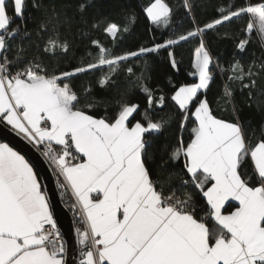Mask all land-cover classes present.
Here are the masks:
<instances>
[{"label":"snow or ice","instance_id":"snow-or-ice-1","mask_svg":"<svg viewBox=\"0 0 264 264\" xmlns=\"http://www.w3.org/2000/svg\"><path fill=\"white\" fill-rule=\"evenodd\" d=\"M91 6V0H81L77 16L69 14L67 0H31L30 8L40 13L34 31L43 44L37 43L36 53L28 57L27 48L13 51L7 42L21 30L31 39L28 0H0V122L41 150L54 165L57 180L62 177V186L74 194L86 225L78 230L84 246L81 264H264V123L256 136L240 118L230 86L238 83L241 94L246 93L245 106H255L264 116V59L248 64L237 60L228 69L215 65L221 74L231 73L217 100L224 110L231 108V120L218 117L208 99L213 58L203 38L192 62L191 75L198 82L181 84L171 96L176 114L156 119L149 114L165 98L154 97L144 73L136 77L147 94L144 122L133 123L140 106L128 102L126 93L115 99L109 116L112 100L97 97L90 84L78 91L75 83L80 75L107 66L108 73L98 81L107 90L131 58L202 37L233 20L246 18L245 36L236 44L239 51L254 38L264 48V0H229L217 8L218 18L202 27L192 14L194 4L184 0L193 28L163 44L114 55L92 40L99 49L93 60L65 63L63 70L45 63L46 56H71L68 34L89 24ZM142 11L157 27L172 24L166 0H150ZM16 19L21 24L13 29ZM96 19L91 27L103 25L113 41L129 30L127 24ZM125 19L135 24L136 14L127 13ZM168 56L175 68L173 52ZM126 71L135 75L132 67ZM101 107L105 115L95 113ZM177 120L176 144L158 146L157 137ZM54 230L50 201L33 165L0 143V264H65L64 245L57 243L59 232Z\"/></svg>","mask_w":264,"mask_h":264},{"label":"trees","instance_id":"trees-1","mask_svg":"<svg viewBox=\"0 0 264 264\" xmlns=\"http://www.w3.org/2000/svg\"><path fill=\"white\" fill-rule=\"evenodd\" d=\"M57 3L61 0H56ZM72 5L70 15L76 14V5L81 0H67ZM150 0H91L93 6L89 7L86 17L89 24L86 26L73 27L68 34V39L73 44L72 54L69 57L63 56H46L45 63L49 66H59L61 70L64 69L65 63L75 65L81 58L86 60H93L99 49L92 44V40H97L106 48L111 49L114 55H121L127 51H138L140 47H154L156 44H163L169 38H176L179 34L186 33L193 28L192 16L189 15L188 10L184 7V0H166L172 8V24L169 27H157L153 25L143 13V6L147 5ZM194 4L192 14L196 18V23L201 27L218 18L219 13L217 8L221 5H226L229 0H191ZM235 3H242L243 0H234ZM29 12L26 22L27 31L31 33V39L26 36L23 30L16 35L14 40L7 41L12 45V50L19 48H27V56L31 57L36 53L35 45L37 43L43 44V41L37 39L35 28L40 20V13L30 8L31 0H28ZM134 12L136 14L135 24H128L125 16L127 13ZM9 14L12 15L11 10ZM104 19L109 22H115L122 27L127 24L128 31L121 32L115 41L103 31V25L99 28H92L91 24L98 22L96 18ZM21 21L16 19L11 25L14 29L20 25ZM246 26V18L241 20H233L231 23L218 26L215 30H208L202 37L198 36L190 38L188 41H182L178 45L170 46L169 48L158 49L156 52L147 53L140 58H131L124 62L123 67L118 74L113 76L116 81L115 86L109 87L107 90L101 88L98 81L108 73L107 66L102 69L94 70L90 74L80 75L75 83L78 86L77 90L81 91L80 86H92L93 92L97 97H106L113 101V106L109 107L107 114L111 116L115 111L114 101L119 98L121 93H126L124 97L130 103L138 104L139 111L135 114V120L144 122V113L148 109L147 94L143 92L136 85V77L144 73L146 79L145 85L150 88L154 97L158 99L161 95L164 96L165 101L162 106L157 107L155 104L151 109H148L149 114L154 119L160 116L167 117L169 114H176L178 112L177 106L171 100L176 87L181 84L197 82V78L191 75L194 71L192 62L194 58L195 49L199 46L201 38L204 39L205 45L208 48L210 55L213 58L214 82L210 85V90L207 92L208 99L213 107L215 114L226 120L233 119L231 108L227 110L223 108V101L217 104L218 98L222 97L225 84H230L227 77L231 75L229 71L221 74L220 70L215 67L216 64L221 65L224 69H228L229 65L239 60L242 64H248L253 60L259 62L264 59V48L258 39H253L245 48L243 52L239 51L236 44L240 39L244 38L245 33L241 31ZM228 36L225 37V33ZM173 52L177 61V66L172 67L168 52ZM91 53V55H89ZM14 59V56L10 55ZM146 62V63H145ZM132 67L135 75L127 73L126 69ZM235 90V103L240 108V118L248 122L250 129L259 135V129L264 123V116H262L255 108L245 106L246 93L241 94L239 85L230 84ZM97 115H105L103 107L94 110ZM178 120L171 123L165 131L157 137V145L163 146L165 144L173 146L177 142V137L180 134L178 131ZM187 139V133H185ZM253 142H256V137H253ZM0 143H3L0 141ZM182 165L177 162L176 170L179 171ZM251 169L249 168V171ZM179 183V177L175 181ZM61 199L66 207L71 210L68 197L61 195ZM230 211L231 209H227ZM65 247V244H63Z\"/></svg>","mask_w":264,"mask_h":264},{"label":"water","instance_id":"water-1","mask_svg":"<svg viewBox=\"0 0 264 264\" xmlns=\"http://www.w3.org/2000/svg\"><path fill=\"white\" fill-rule=\"evenodd\" d=\"M0 141L20 152L33 165L43 191L50 201L53 219L64 239V262L65 264H79V232L70 210L61 199L50 164L37 147L33 146L22 134L6 126L4 122H0Z\"/></svg>","mask_w":264,"mask_h":264},{"label":"built area","instance_id":"built-area-1","mask_svg":"<svg viewBox=\"0 0 264 264\" xmlns=\"http://www.w3.org/2000/svg\"><path fill=\"white\" fill-rule=\"evenodd\" d=\"M40 151H41V150H40ZM44 157H45V156H44ZM45 158H46V157H45ZM46 160L48 161V163L50 164V166H51V168H52V170H53V172H54V175H55V179H56V183H57V187H58V190H59L60 196H61V195H64V196L68 197V200H69V203H70V206H71V210H70V212H71V214H72V217H73V220H74V222H75V226H76L77 230H80V231L84 230V228L86 227V225H85V222H84V218H83V216H82V214H81V211H80L79 205H78L77 202H76V198H75L74 194L72 193V191H71L70 188H67V189H66L65 187L62 186L63 183H64L62 177L60 178L59 181L57 180V173H56V171L54 170V165H52V164L50 163V161H49L47 158H46ZM74 205H75V207H74ZM54 231H58V232H59V238H58V240H57V243H58V244H60V243L64 244V239H63V237H62V235H61V233H60V231H59V229H58L57 226H56V230H54ZM78 232H79V231H78ZM83 249H84V246L80 244V258H79V264H81V261H82L83 258H84L83 255H82V250H83Z\"/></svg>","mask_w":264,"mask_h":264},{"label":"rangeland","instance_id":"rangeland-1","mask_svg":"<svg viewBox=\"0 0 264 264\" xmlns=\"http://www.w3.org/2000/svg\"><path fill=\"white\" fill-rule=\"evenodd\" d=\"M210 69L212 70V73L214 74V70H215V68H214L213 64L210 65ZM197 82H198V81H197Z\"/></svg>","mask_w":264,"mask_h":264},{"label":"crops","instance_id":"crops-1","mask_svg":"<svg viewBox=\"0 0 264 264\" xmlns=\"http://www.w3.org/2000/svg\"><path fill=\"white\" fill-rule=\"evenodd\" d=\"M11 127V126H10ZM16 131V130H15ZM21 134V133H20ZM23 135V134H22ZM24 136V135H23ZM10 147V146H9ZM35 171V170H34ZM39 178V177H38ZM40 180V179H39ZM41 183V182H40ZM41 190H42V192H44L43 191V188H42V185H41ZM233 203H235V202H233ZM63 257H64V253H63Z\"/></svg>","mask_w":264,"mask_h":264},{"label":"bare ground","instance_id":"bare-ground-1","mask_svg":"<svg viewBox=\"0 0 264 264\" xmlns=\"http://www.w3.org/2000/svg\"><path fill=\"white\" fill-rule=\"evenodd\" d=\"M79 258H80V247H79Z\"/></svg>","mask_w":264,"mask_h":264}]
</instances>
